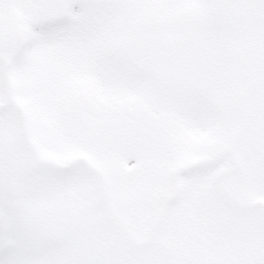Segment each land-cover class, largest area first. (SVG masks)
Masks as SVG:
<instances>
[{"label": "snow or ice", "instance_id": "snow-or-ice-1", "mask_svg": "<svg viewBox=\"0 0 264 264\" xmlns=\"http://www.w3.org/2000/svg\"><path fill=\"white\" fill-rule=\"evenodd\" d=\"M0 264H264V0H0Z\"/></svg>", "mask_w": 264, "mask_h": 264}]
</instances>
